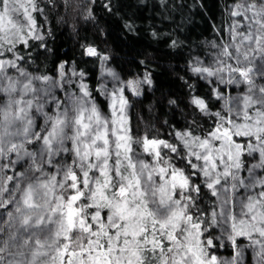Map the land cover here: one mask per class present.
I'll list each match as a JSON object with an SVG mask.
<instances>
[{
	"label": "snow or ice",
	"instance_id": "snow-or-ice-1",
	"mask_svg": "<svg viewBox=\"0 0 264 264\" xmlns=\"http://www.w3.org/2000/svg\"><path fill=\"white\" fill-rule=\"evenodd\" d=\"M52 3L0 0V264H244L249 248L264 264V0L225 5L227 39L189 56L184 99L167 101L183 122L165 134L141 128L131 99L152 88L154 58L122 76L85 43L95 83L75 61L40 69ZM144 4L89 0L83 19L103 34V11L135 37Z\"/></svg>",
	"mask_w": 264,
	"mask_h": 264
},
{
	"label": "trees",
	"instance_id": "trees-1",
	"mask_svg": "<svg viewBox=\"0 0 264 264\" xmlns=\"http://www.w3.org/2000/svg\"><path fill=\"white\" fill-rule=\"evenodd\" d=\"M88 2L54 0L45 9V27L52 30L48 40L51 51L38 49L33 53L40 57L36 62L40 69L54 75L61 62L67 61L70 65L75 61L78 68H83L89 74V81L95 83L102 68L95 58L81 55L83 49L80 46L85 43H94L112 52L110 66L115 67L122 76L142 73V67L134 62V58L152 57L154 84L151 89L145 87L142 97H131L133 112L141 118L139 123L142 129L147 124H154L162 134H165L166 128L164 120L182 123L183 117L179 111L174 110L167 101L170 98H178V102L184 99L186 90L179 77L187 71L189 56L213 52L215 50L210 47L213 40L219 44L221 38L227 39L226 33L218 35L214 27H220L225 20L224 7L231 0H167L166 5H161L158 0H145L139 11L133 10L136 11L135 20L139 29L135 37L126 33L119 17L109 18L103 11L98 16L104 29L101 34L92 22L83 19ZM201 3L205 5L203 9L199 7ZM153 30L165 35L160 40H154L151 36ZM172 38L183 41V45L176 50L168 48L166 42ZM198 86L208 91L202 81ZM231 251L227 246L219 250L225 258ZM244 264H257L251 248L245 250Z\"/></svg>",
	"mask_w": 264,
	"mask_h": 264
},
{
	"label": "rangeland",
	"instance_id": "rangeland-1",
	"mask_svg": "<svg viewBox=\"0 0 264 264\" xmlns=\"http://www.w3.org/2000/svg\"><path fill=\"white\" fill-rule=\"evenodd\" d=\"M102 71H103V69H102Z\"/></svg>",
	"mask_w": 264,
	"mask_h": 264
}]
</instances>
